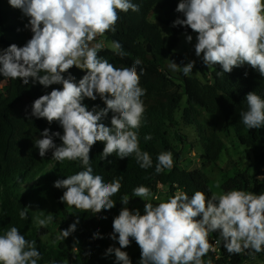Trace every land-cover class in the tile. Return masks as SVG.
Wrapping results in <instances>:
<instances>
[{"label":"clouds","instance_id":"clouds-1","mask_svg":"<svg viewBox=\"0 0 264 264\" xmlns=\"http://www.w3.org/2000/svg\"><path fill=\"white\" fill-rule=\"evenodd\" d=\"M11 7L19 9L28 18L26 28L31 38L22 47L11 44L0 50V74L9 79L22 80L28 85L38 82L44 87L62 84L41 95L31 105V116L46 119L49 124L58 122L63 129L52 132L45 128L43 138L35 142L39 156L52 152L58 162L79 160L84 170L58 179L54 187L65 189L61 202L69 207L98 214L115 206L111 197L122 187L120 179L104 182L101 175H94L90 166V150L97 142H103L102 158L107 160L115 153L119 159L134 154L142 169L152 167L148 152L142 151L138 129L146 111L142 97L146 89L140 86L137 68L142 61L137 58L131 67L117 68L107 59L99 57L102 44L92 45L97 36L115 32L119 12H138L139 5L131 0H8ZM176 12L183 14L173 27L183 26L196 33L195 56L209 66L219 64L223 71L231 73L244 65L264 77V0H179ZM191 42L193 37H186ZM112 50L121 58L126 53L118 41ZM196 61L183 67L174 62L170 66L182 69L185 76L193 73ZM75 66L86 70L77 82L75 77L62 75ZM43 73V75H41ZM247 76V72H245ZM100 100L106 105L91 110L85 99ZM248 108L241 112L243 124L250 129L264 127V99L254 91L247 93ZM112 112L111 127L102 123ZM53 137L62 143L57 145ZM151 140V135L144 137ZM108 163H111L109 160ZM170 151L157 157V174L173 167ZM259 179H264L260 177ZM219 187V185H217ZM135 197L148 201L152 192L138 186ZM127 195L121 197L125 205L113 219L111 239L118 240L119 247H109L105 255H115L117 264H132L126 251L132 240L140 249L139 264H212L203 258L210 250L209 234L218 232L223 247L229 254L247 251L264 252V193L244 190H228L212 193L209 198L203 191L189 196L177 192L157 205L147 202L144 214L139 209L130 210ZM158 199V198H157ZM25 207L21 219H27ZM106 218V217H105ZM53 221L51 213L41 219L34 218L39 227H47ZM79 217L67 230L61 231L58 240L63 241L76 231ZM103 238L95 233L93 238ZM40 253L35 241H28L17 227H11L0 235V264H38Z\"/></svg>","mask_w":264,"mask_h":264},{"label":"trees","instance_id":"trees-1","mask_svg":"<svg viewBox=\"0 0 264 264\" xmlns=\"http://www.w3.org/2000/svg\"><path fill=\"white\" fill-rule=\"evenodd\" d=\"M131 2L139 5L140 10L119 12L115 32L103 35L107 41L120 42L126 55L121 58L107 48H102L98 55L117 68L131 67L137 58L142 61L137 70L143 69L140 86L146 89V95L142 97L146 111L138 135L141 150L150 154L153 163L152 167L142 169L134 154L119 159L113 153L104 160L101 155L103 142H97L91 148L93 174L101 175L106 183L120 179L122 184L119 192L111 197L115 201L112 209L93 214L61 202L65 189L54 187V182L84 170L83 165L79 160L58 162L52 159L51 151L41 158L34 146L36 140L43 138L41 133L45 128L50 129V134L57 131L63 134L58 122L49 124L46 119L31 116L34 100L50 93L53 88L62 89V84L44 87L30 80L28 85H24L22 80L0 74V83L5 84V93L0 96V235L13 226L17 227L26 240L35 241L41 257L38 264H65L71 260L79 264H117L114 253L105 255L109 247H119L118 240L110 238L112 222L124 206L120 202L121 197H130L129 203L138 201L139 197H135L133 192L141 185L148 187L156 197L158 187L166 189L167 194L161 200L150 201L154 206L181 191L191 196L199 190L209 198L214 192L233 189L264 193V179H259L264 177V127L249 130L240 115L248 108L247 93L254 91L264 99V77L248 65L225 74H218L223 71L220 65L211 71L200 67L202 80L183 75L180 68L171 69L169 61L177 62L179 67L184 66V56L174 50L179 34L192 31L183 26H172L177 18H184L183 14L175 11L178 0ZM4 19L5 14L0 9V47L6 49L17 43L7 41L4 34L21 32L24 28ZM152 20L167 29L168 34L164 35ZM31 36L32 32L27 28V41ZM85 74L86 70L73 66L62 75L65 78L71 75L78 83ZM84 103L89 110L94 105L106 107L99 97L95 101L86 98ZM112 115L109 112L102 123L111 127ZM146 135H151L152 139L145 141ZM190 136L193 139L189 140ZM226 138H231L251 153L252 164L248 169L236 167L229 175L218 166L220 156L228 151L224 142ZM53 139L57 145L62 143L58 137ZM184 148L199 149L204 166L209 167L193 171L182 169L180 157ZM164 151L172 153L174 164L170 170L157 174V157ZM47 205L52 208V223L60 232L67 230L79 217L76 231L63 241L56 240L48 227H39L34 222V218L41 217L42 206ZM25 207H29L27 219H21L19 213ZM97 232L103 238L94 239ZM208 239L214 240L217 248L209 251L203 258L205 261L248 264L254 259L247 251L229 254L218 232L210 233ZM255 256L264 257V252ZM129 257L132 264H139L140 249Z\"/></svg>","mask_w":264,"mask_h":264},{"label":"rangeland","instance_id":"rangeland-1","mask_svg":"<svg viewBox=\"0 0 264 264\" xmlns=\"http://www.w3.org/2000/svg\"><path fill=\"white\" fill-rule=\"evenodd\" d=\"M0 9H2V13L5 14V19H4L5 22L9 24H13L15 26H22L24 28V30L21 32L5 33L4 34L5 39L7 41L17 43V45L20 47L24 46L27 42V38H26L27 28L25 27V25L28 23V18L25 17L19 9H15L11 7L8 3V0H0ZM152 21L154 22L155 20ZM155 24L161 29L164 35L168 34V30L165 29L162 25L158 24L156 21ZM188 35H191L193 37L191 42H188L186 39ZM196 35L197 34L192 31L180 33L179 42L174 52L184 56L185 64L192 60H195L196 63L193 68V73L190 74L189 77L202 80L200 67L207 68L208 70L211 71L215 67L219 66V64L208 67L202 62V58H198L195 56L194 45L196 43ZM97 43L102 44V48H107L112 50L111 48L112 42L105 40L104 36H97L95 40L91 42L92 45H95ZM2 49L4 48L0 47V50ZM171 62H174L175 64L178 65V63L175 61H169L168 67H170L171 69H172V67L170 66ZM4 93H5V84L0 83V96L3 95ZM221 137L223 138L224 136L221 134ZM190 139H193V137L190 136L189 140ZM224 142L228 146V151L227 153L222 154L220 156L218 166L221 169H225L229 175L233 173L236 167H238L241 170L248 169L252 164L251 153L248 150L239 147L236 143H234L231 140V138L224 139ZM200 154L201 151L197 148H193V149L184 148L181 151V157H180L182 169H184L185 171H193L196 169H203V168L207 169V167L209 166H204V162L201 160ZM157 191L159 192L157 197L158 199H156L155 201L161 200L167 194L166 189L162 187H158ZM154 194L155 193L152 194V197L149 198L147 202H150L152 200L154 201ZM147 202L139 198L138 201L134 203H129L127 207L130 210L139 209L140 213H142L144 211V207ZM123 207H125V205ZM40 211H41V217H40L41 219L46 218L49 215V213H51L52 215V208L50 207V205H47L46 207L42 206V209ZM54 225L55 224L51 222L50 224L47 225V227L48 230L51 232V234L56 237V240H58L57 237L61 235V232L60 229ZM138 249L139 246L136 244L134 240H132L131 245L127 248H124L123 251H126L130 256L131 254L135 253ZM65 264H79V263L76 260H71V261H67ZM248 264H264V257L255 256V258L251 262H248Z\"/></svg>","mask_w":264,"mask_h":264},{"label":"built area","instance_id":"built-area-1","mask_svg":"<svg viewBox=\"0 0 264 264\" xmlns=\"http://www.w3.org/2000/svg\"><path fill=\"white\" fill-rule=\"evenodd\" d=\"M157 197L156 196H154V199H156ZM209 242H210V244H212V246H213V248H214V251H216V248H217V244H216V242L214 241V240H209ZM211 251H213V250H211Z\"/></svg>","mask_w":264,"mask_h":264},{"label":"water","instance_id":"water-1","mask_svg":"<svg viewBox=\"0 0 264 264\" xmlns=\"http://www.w3.org/2000/svg\"><path fill=\"white\" fill-rule=\"evenodd\" d=\"M147 50H148V52L150 51V48H149V46L147 47Z\"/></svg>","mask_w":264,"mask_h":264}]
</instances>
